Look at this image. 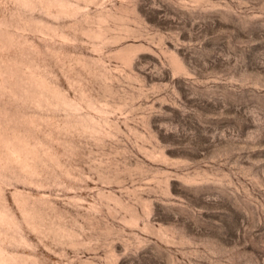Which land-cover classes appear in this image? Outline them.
<instances>
[{"label":"rangeland","instance_id":"rangeland-1","mask_svg":"<svg viewBox=\"0 0 264 264\" xmlns=\"http://www.w3.org/2000/svg\"><path fill=\"white\" fill-rule=\"evenodd\" d=\"M0 264H264V0H0Z\"/></svg>","mask_w":264,"mask_h":264}]
</instances>
